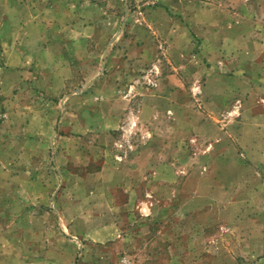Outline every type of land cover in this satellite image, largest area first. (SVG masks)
I'll use <instances>...</instances> for the list:
<instances>
[{"label": "rangeland", "instance_id": "374dc122", "mask_svg": "<svg viewBox=\"0 0 264 264\" xmlns=\"http://www.w3.org/2000/svg\"><path fill=\"white\" fill-rule=\"evenodd\" d=\"M65 1L62 20L84 14L99 37L78 51L72 39L67 50L49 47L33 67L0 55V264H264V64L247 68L239 92L225 97L216 94L220 79L205 82L211 70L258 56L248 44L233 50L225 32L258 21L250 43H264V0H205L232 19L223 26L213 9L212 39L222 32L225 49L208 41L197 52L191 36L175 34L172 47L162 33L176 26L164 17H176V0ZM124 18L114 47L151 35L157 48L133 75L121 72L124 59L98 61ZM174 73L184 85L182 118L197 127L208 119L195 131L177 122L176 143L170 115L131 127L128 110L142 103L123 98L132 86L138 96L173 85ZM116 180L136 190H118ZM115 216L118 239L108 226Z\"/></svg>", "mask_w": 264, "mask_h": 264}, {"label": "crops", "instance_id": "0c3cea01", "mask_svg": "<svg viewBox=\"0 0 264 264\" xmlns=\"http://www.w3.org/2000/svg\"><path fill=\"white\" fill-rule=\"evenodd\" d=\"M176 3V17L172 16L167 11H165L164 13L166 14V16H164L165 19H171L173 21L176 20V26L175 24H173L169 26L165 32H162L165 36L168 37V40L170 41L172 47H175V45L171 38L174 37L175 34H179L182 36H191L189 39L193 40L192 48L196 52L198 49H202L201 46L208 47V41H213V43L211 44L214 45V48H212L214 49V51L225 49L226 43L222 36V32L219 31V38H214V35L216 33L215 31L218 29V24H214L212 22L214 12L219 9L216 5L215 8L211 5V2L205 0H176ZM186 3L188 4V6L185 7ZM69 9V4L65 0H0V55L1 57L2 54L5 55V57L7 56V59L10 58V61L13 63L12 64L8 60H6L4 64L9 62V65L18 68L27 66L33 67L34 65H38L37 63H35V61L40 57L39 55L43 54L46 49H49V47L55 45L60 50H67L70 45V39H72L75 40L72 44L76 45L78 51L79 45L83 48L86 41L90 40L91 38L94 39L95 36L99 37L100 34L98 32L95 33L94 27L92 28V32H90V29H85L84 18L80 16L82 15L84 17V14L72 13V23H70V25H67V23L62 20V14L69 12ZM74 11L75 9L72 8L71 12ZM214 19H219L220 23L225 26L228 23V19H232V17H230V14L226 13L222 7V10L216 12ZM259 20L264 23V20ZM124 21L125 18L121 24V29L117 32H113V34L110 35L102 56L98 55V61L99 66L104 67V65H106V60L110 61L111 59V62H119L124 59L125 67L124 70H121V72L126 71L127 74L133 75L134 73H136L134 71L136 68L138 69L152 60V57L157 53V48L150 38L151 35H149L147 38H143V42H141V44L135 42L127 44L118 43L114 47L113 45L120 37V32L122 31V27L124 26ZM242 23L243 24L239 26H235L231 34L230 31L225 32V34H227L228 36L227 40L231 45H235L232 49H236L235 51L238 52H240L239 49L241 48V46L245 44L250 45L252 48H257L256 54L258 56L244 57L241 60H236L231 66H228L229 70L217 72L214 68L215 70L210 71L205 80L206 88H209L210 83L220 79V90L217 91L216 94H220L223 97L227 95V92L233 93L235 92V90L239 92L244 78L246 76H249L248 72H251V69L247 70V68H250L251 66L255 67L259 64H264V43H259V41L250 43L251 41H254V36L252 37L251 35H254L255 32H257V29L260 27V25L258 24L259 22L247 20L246 25L245 21H242ZM257 35H260V33L257 32ZM197 36L201 37V44H199ZM212 36H214L213 39ZM53 37H55V39ZM27 55L29 56L28 58H26ZM180 55L185 56L183 52H181ZM242 55L245 56L244 54ZM221 56H223V51L220 54V57ZM182 59L183 58L180 57L177 58V60H174V58L172 60L176 65V62H179V64H181ZM217 63L222 64L221 59L218 60ZM226 63H228V60L226 61ZM0 68L1 74L3 73L4 69L2 61L0 63ZM25 72L27 75L28 70H25ZM21 74L25 75L23 70L18 71V75ZM98 75L99 74L92 77L91 80H89L87 83H94L95 80L99 77ZM169 79L173 84L170 85L174 86L173 89H171L170 85L164 88H159L158 85L157 88L150 87L143 89L142 92H138L140 94H138L137 96V94L133 93L135 90V86H132V89L134 90L131 91L133 92H130L129 96L127 97H123V95L122 97L132 100L133 98H140L142 103L140 104V106L135 108L130 107V110H128V112L132 111L128 115L132 116L131 120L133 121L130 123L131 127H135V125L140 126L141 124H143L146 116H150L153 119V114L155 113H157V115H159L160 113L161 118H165L167 117V115H170V118H167L168 121H170V126L167 131L172 132V143H176L177 122L186 127L187 130L195 131L199 127L200 129H202L204 126L208 125V119L199 122L197 127L193 126L194 124L191 123V119L186 121L184 118H182L185 113L182 109L184 108V85L176 81V73L169 75ZM1 82H3L2 78L0 79V83ZM176 83H178L177 85H179V90H176ZM118 94L120 93L117 92L116 95ZM221 108H223L222 105ZM169 111L171 114L168 113ZM123 112L124 111L122 110L120 113ZM188 115L191 116L192 114L189 113ZM182 121L185 123H183ZM137 158L138 156H136L135 160L133 161H138ZM114 174L116 175V177L120 176L119 172L116 170ZM114 185V187H116L118 190H136L134 184H124L117 180L115 181ZM52 197L54 198L55 194H53ZM49 208H51L55 214H58V210L53 207V201L50 204ZM60 214H62V212H60ZM117 219V216H115L112 221L108 222L110 230H112L113 234L115 235L114 239H118L122 236V226L119 221H117ZM99 227L101 228V226ZM100 228H98L97 231H101ZM62 230H64V228ZM75 232H78V230L76 229ZM32 238L34 237L30 236V246H32ZM73 238L77 242L78 240H80V237H77L75 235ZM23 256L34 258L31 257L30 254L27 256L26 253L23 254Z\"/></svg>", "mask_w": 264, "mask_h": 264}]
</instances>
